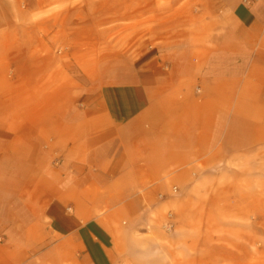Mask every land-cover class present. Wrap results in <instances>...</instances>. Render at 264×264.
<instances>
[{"label":"crops","instance_id":"crops-1","mask_svg":"<svg viewBox=\"0 0 264 264\" xmlns=\"http://www.w3.org/2000/svg\"><path fill=\"white\" fill-rule=\"evenodd\" d=\"M165 1L79 71L0 33V264H264V0Z\"/></svg>","mask_w":264,"mask_h":264},{"label":"rangeland","instance_id":"rangeland-1","mask_svg":"<svg viewBox=\"0 0 264 264\" xmlns=\"http://www.w3.org/2000/svg\"><path fill=\"white\" fill-rule=\"evenodd\" d=\"M165 0H0V33L28 51L50 45L60 62L95 66L105 56L136 55L157 37ZM158 8L154 12V8ZM162 23V22H161ZM10 31V32H7ZM156 35V36H155ZM45 40H42V39ZM40 51V50H39Z\"/></svg>","mask_w":264,"mask_h":264},{"label":"built area","instance_id":"built-area-1","mask_svg":"<svg viewBox=\"0 0 264 264\" xmlns=\"http://www.w3.org/2000/svg\"><path fill=\"white\" fill-rule=\"evenodd\" d=\"M244 1H249V0H244ZM169 228V227H168Z\"/></svg>","mask_w":264,"mask_h":264}]
</instances>
